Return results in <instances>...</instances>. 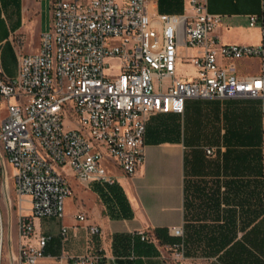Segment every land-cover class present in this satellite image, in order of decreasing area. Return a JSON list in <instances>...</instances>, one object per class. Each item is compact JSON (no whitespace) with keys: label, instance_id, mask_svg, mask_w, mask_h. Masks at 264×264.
<instances>
[{"label":"built area","instance_id":"1","mask_svg":"<svg viewBox=\"0 0 264 264\" xmlns=\"http://www.w3.org/2000/svg\"><path fill=\"white\" fill-rule=\"evenodd\" d=\"M189 5L191 14L168 15L151 12L147 0H50L52 22L40 52L21 57L16 79L0 76V105L8 104L0 123V161L13 169L20 199L12 264H106L98 225L87 226L92 245L81 257L54 258L46 253L51 237L35 234V219L64 220L65 201L73 195L65 165L80 185L115 186L104 160L133 177L145 161L152 115L183 116L187 100H258L264 114V15L249 18L251 27L260 26L258 46L223 45L214 35L222 18L209 12L208 0ZM108 59L118 61L116 69ZM246 61H257L258 73L243 75L237 63ZM186 63L196 70L193 79L177 75ZM65 118L75 127L66 130ZM76 220L87 223V214L79 210ZM67 234L62 225V239ZM170 234L179 240L170 248L171 263L182 264L184 231L172 228ZM137 235L153 240L147 232ZM3 244L0 205V264Z\"/></svg>","mask_w":264,"mask_h":264},{"label":"crops","instance_id":"2","mask_svg":"<svg viewBox=\"0 0 264 264\" xmlns=\"http://www.w3.org/2000/svg\"><path fill=\"white\" fill-rule=\"evenodd\" d=\"M148 1V0H147ZM43 0H0V76L16 79L21 57L40 52ZM151 12L182 15L189 0L148 2ZM222 18L214 35L223 45L258 46L264 0H208ZM238 66V65H237ZM239 67V66H238ZM253 72L242 73L252 75ZM214 149L213 156L207 155ZM116 201L107 188L80 185L93 207L78 209L87 223L62 225L66 238L51 237L46 253L81 257L91 249L88 225H98L106 264H172L170 248L184 231L182 264H264V114L258 100H187L185 114L149 117L145 161L133 177L112 165ZM102 189H101V188ZM77 211V212H78ZM77 214V213H76ZM65 219V217H64ZM74 227H77L76 229ZM147 232L153 240L142 242ZM45 234V233H44ZM39 264H70L45 259Z\"/></svg>","mask_w":264,"mask_h":264},{"label":"rangeland","instance_id":"3","mask_svg":"<svg viewBox=\"0 0 264 264\" xmlns=\"http://www.w3.org/2000/svg\"><path fill=\"white\" fill-rule=\"evenodd\" d=\"M156 1L159 5L162 0H148L150 4ZM44 11V24L48 29L52 22V12L50 7V0H43L41 3ZM5 14V12L0 11V16ZM191 14V12L187 13ZM114 44L117 45L119 42L114 40ZM191 50L188 54H193ZM107 63L114 69L118 64V61L115 59H108ZM237 65L242 73L253 72L257 70L258 62L257 61H246L238 62ZM248 66H251L253 69H248ZM107 74L109 76H114V70H108ZM178 77L182 79H193L196 77V70L191 63L180 64L177 70ZM8 116V104L3 102L0 105V123H2ZM65 129L69 130L74 128V124L65 118L63 121ZM111 162L104 160L103 167L110 169L109 166ZM62 173L67 177L70 182L73 195L68 197L65 201V219L64 224L69 225L73 223L74 216L76 215L78 209H89L93 207V200L89 193H86L82 190V186L74 178L73 172L70 169L69 165H65L62 169ZM14 171L8 163H2L0 161V205L2 209L3 217V228H4V244H3V262L2 264H12L15 256L18 253L19 247V234H18V220L20 217V199L16 195L14 190ZM82 187V188H81ZM5 190V192H4ZM7 190V192H6ZM27 200V199H25ZM23 208L29 210L30 204L28 201L23 202ZM27 214V212H25ZM61 222L57 219H35V234L40 233L49 234L52 236H58L60 234Z\"/></svg>","mask_w":264,"mask_h":264},{"label":"trees","instance_id":"4","mask_svg":"<svg viewBox=\"0 0 264 264\" xmlns=\"http://www.w3.org/2000/svg\"><path fill=\"white\" fill-rule=\"evenodd\" d=\"M101 188V187H100ZM102 189V188H101ZM107 189L109 190V192L112 194V197L116 199V201L120 200V196L119 194L115 191L116 190V185L115 186H111V187H107ZM176 241L172 242V244H175Z\"/></svg>","mask_w":264,"mask_h":264},{"label":"bare ground","instance_id":"5","mask_svg":"<svg viewBox=\"0 0 264 264\" xmlns=\"http://www.w3.org/2000/svg\"><path fill=\"white\" fill-rule=\"evenodd\" d=\"M4 192H5V190H4ZM6 192H7V190H6Z\"/></svg>","mask_w":264,"mask_h":264}]
</instances>
